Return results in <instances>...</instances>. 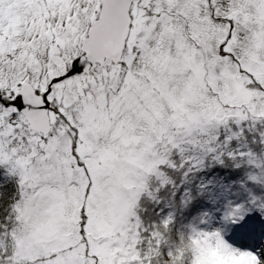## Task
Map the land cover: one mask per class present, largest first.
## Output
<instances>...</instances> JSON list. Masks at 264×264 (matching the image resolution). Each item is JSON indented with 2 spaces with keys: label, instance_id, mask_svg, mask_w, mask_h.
<instances>
[{
  "label": "snow or ice",
  "instance_id": "1",
  "mask_svg": "<svg viewBox=\"0 0 264 264\" xmlns=\"http://www.w3.org/2000/svg\"><path fill=\"white\" fill-rule=\"evenodd\" d=\"M0 264H264V0H0Z\"/></svg>",
  "mask_w": 264,
  "mask_h": 264
}]
</instances>
